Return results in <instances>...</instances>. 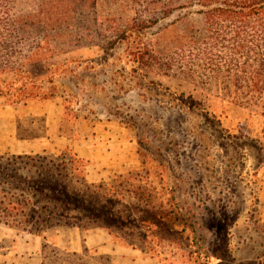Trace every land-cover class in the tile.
<instances>
[{"label": "rangeland", "instance_id": "rangeland-1", "mask_svg": "<svg viewBox=\"0 0 264 264\" xmlns=\"http://www.w3.org/2000/svg\"><path fill=\"white\" fill-rule=\"evenodd\" d=\"M206 1L70 6L60 50L27 62L21 73L0 72V155L38 153L50 141L57 149L64 142L50 137L58 132L68 139L73 132L92 136L96 148L125 150L128 164L125 178L92 184L118 192L142 187L166 208L174 197L185 226L172 234L164 225L149 233L136 229V244L172 264H215L225 247L238 264H264V226L247 184L250 170L243 169V183L239 179L252 165V152L264 155V83H246L258 104L249 109L254 115L230 101L244 98L247 87L237 77L244 62L257 65L255 48L241 47L235 26L220 30L208 23L205 12L220 0ZM38 2L19 0L17 9ZM234 83L242 90L235 92ZM38 236L0 225V264H40L43 253L57 247ZM79 254L84 263H96L92 253Z\"/></svg>", "mask_w": 264, "mask_h": 264}, {"label": "trees", "instance_id": "trees-1", "mask_svg": "<svg viewBox=\"0 0 264 264\" xmlns=\"http://www.w3.org/2000/svg\"><path fill=\"white\" fill-rule=\"evenodd\" d=\"M198 1L207 4L206 0ZM18 2L0 0V72L21 73L27 62L41 60L60 50L62 29L66 24L64 19H72L70 6L86 4L87 0H39L35 8L23 11H18ZM47 2L53 12L47 9ZM205 17L208 23L216 24L220 30L223 27L231 30L232 25L235 26L236 36L243 43L242 48L252 44L255 48L253 61L257 65L244 62L243 69L239 68L243 73L237 78H242L245 85L249 80L255 85H262L264 0H220L217 6L205 12ZM246 87V93L242 94L244 98L231 97L230 101L253 110L258 104L251 95L252 86ZM240 90L242 88L237 87L235 92ZM261 114L264 117V113ZM76 164L82 167L80 178L76 176ZM84 166L82 160L69 152L56 157L0 155V225L39 236L55 225L79 228L100 226L126 244L152 254L154 252L150 249L136 244V229L149 233L151 227L157 229L164 225V230L172 234L178 226H185L177 205L173 204V196H170L171 204L166 208L162 204L155 205L151 191L142 187L134 191L125 187L118 192L104 183L89 184L85 179ZM114 193L118 199L112 196ZM46 247L43 245V249ZM192 254L201 256L196 251ZM95 262L109 264L108 258L104 257L97 258ZM40 264L87 263L79 253L55 248L50 253H43Z\"/></svg>", "mask_w": 264, "mask_h": 264}, {"label": "crops", "instance_id": "crops-1", "mask_svg": "<svg viewBox=\"0 0 264 264\" xmlns=\"http://www.w3.org/2000/svg\"><path fill=\"white\" fill-rule=\"evenodd\" d=\"M247 110V117L254 115V112ZM264 125V117L262 119ZM241 123L246 121H240ZM240 122L236 123L239 124ZM69 139L58 132L56 138L50 137V140L58 139L59 142L63 141L64 145L57 149L54 145L50 144L43 146L41 152H20L16 154H38L45 156H58L63 152L68 151L73 146L72 154L84 163V175L88 183L94 181H102L105 177H115L125 175L126 167V151L113 150L106 148L104 150L96 148V141L92 136L86 134L78 135L73 132ZM68 141V143H67ZM251 160V167L245 166L242 168L241 175L239 176L240 182L243 183V169L250 170L249 189L252 191L251 199L254 200L255 206L260 210L262 217L261 224L264 226V155H260L258 151L252 152L249 155ZM214 190H216L214 188ZM239 194L234 196L238 197ZM208 201L214 199L211 195L205 194ZM216 196V195H215ZM225 197V195H224ZM231 201V196L226 197ZM221 199H218L220 201ZM226 200V199H224ZM229 202V201H228ZM236 222H237V218ZM44 241L51 243L58 249L79 253L87 251L97 258H108L109 264H172L173 259H164L159 257L156 253H150L132 245L126 244L124 241L113 236L106 228L100 226H89L86 228L72 227L66 225H55L48 228L43 235H40ZM232 262L238 264L235 252L228 247L222 248L219 252L218 258L215 260L217 264L221 262ZM253 260V258L251 259ZM215 263V264H216Z\"/></svg>", "mask_w": 264, "mask_h": 264}]
</instances>
